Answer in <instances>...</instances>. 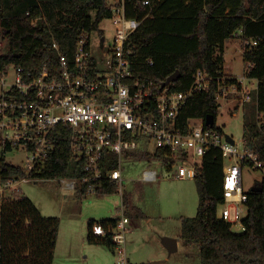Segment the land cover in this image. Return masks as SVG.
<instances>
[{"label": "trees", "instance_id": "trees-1", "mask_svg": "<svg viewBox=\"0 0 264 264\" xmlns=\"http://www.w3.org/2000/svg\"><path fill=\"white\" fill-rule=\"evenodd\" d=\"M110 1L113 0H0V35L7 41L6 51L0 56V68L9 63L33 71L45 65L58 68L59 51L54 43L72 63L81 32L98 30L100 22L111 17ZM125 1L127 16L142 22L127 41L136 75L153 80L159 92L162 83L176 71L181 73L172 86L176 91H187L198 70L207 71L214 79L208 90L195 94L181 111L178 117L181 127H186L189 119L205 123L208 116H214L213 128L224 132L217 126L220 108L216 99L220 86L217 78L223 75L225 42L237 31H242L244 43L257 41L256 46L243 44V55L246 76L258 81L257 90L252 92L255 114H264V0H152L150 6H144L143 0ZM35 20L37 25L33 23ZM233 84L240 85L237 79L221 82ZM245 117L244 143L259 149L264 159V123ZM70 138V129L58 126L54 150L45 164L29 176L40 180L85 176L82 164L72 157ZM5 155L0 156L2 181L27 176L29 171L8 163ZM107 156L110 161L105 171L116 169L118 156ZM132 156L136 160L155 161L164 157L162 152L155 157L141 153ZM224 163L222 151L211 147L197 166L194 177L199 195L197 214L182 218L180 237L184 245L199 247L201 264H264V178L258 185L259 191L248 192L246 230L235 233L229 223L218 217V207L224 202ZM101 184L98 195L118 193L115 182L103 180ZM123 202L128 218L146 217L135 205L132 193L125 192ZM118 222L119 217L91 220L87 241L111 249V232L98 237L93 228L100 225L109 231ZM59 223L57 218H44L29 198L3 199L0 264H54Z\"/></svg>", "mask_w": 264, "mask_h": 264}, {"label": "built area", "instance_id": "built-area-1", "mask_svg": "<svg viewBox=\"0 0 264 264\" xmlns=\"http://www.w3.org/2000/svg\"><path fill=\"white\" fill-rule=\"evenodd\" d=\"M151 3L152 0H143L144 6ZM109 9L115 34L104 68H100L91 51L90 36L95 30L81 32L72 63L54 43L59 51L58 68L45 65L33 71L14 63L0 68V153L23 150L27 153L23 167L29 171L25 177L0 179V204L3 199L12 198L8 193H19L21 182L40 180L31 178L30 172L45 164L55 148L54 133L58 126L65 125L71 131L72 157L82 164L85 176L60 179L62 188L81 190L85 196L98 195L102 181L110 180L116 183L121 194L123 215L116 227L109 231L100 225L93 228L98 237H106L111 232L117 264H131L127 249L130 219L125 215L123 202L122 164L123 159L136 160L132 156L135 153L155 157L162 152L164 157L157 162L168 168L182 164L174 176L176 179H194L206 151L219 148L225 163L224 202L218 207V217L232 228L238 226L245 231L249 196L243 189V170L264 173L261 151L245 143L242 147L235 141L232 144L224 132L197 119H189L186 127H181L178 123L181 111L195 94L210 88L213 77L207 71L198 70L187 91L174 90V83L157 91L153 80L136 75L132 51L127 48L128 39L142 22L127 16L125 0L110 1ZM33 23L37 25V20ZM243 44L256 46L257 41ZM6 46L7 41L0 35V56ZM103 48L104 41H101ZM149 62L154 64L152 60ZM231 79L234 78L224 75L217 78L220 82L217 101L234 96L243 105L251 103L258 81L249 79L245 73L237 79L240 85H221ZM259 121L264 123V117ZM108 154L118 156V167L105 171L110 161ZM158 179L160 176L155 170L143 172V182Z\"/></svg>", "mask_w": 264, "mask_h": 264}, {"label": "rangeland", "instance_id": "rangeland-1", "mask_svg": "<svg viewBox=\"0 0 264 264\" xmlns=\"http://www.w3.org/2000/svg\"><path fill=\"white\" fill-rule=\"evenodd\" d=\"M114 28L113 20L108 18L103 20L99 29L93 31L90 36L92 55L97 59L100 68H104L106 54L113 43ZM103 37L104 48L101 49ZM243 42L241 31H237L231 39L227 40L223 63L224 76L234 79L244 77ZM233 98L234 96H230L227 99L218 100L220 108L217 126L223 129L226 136L232 137L239 147H242L246 128L245 116L262 120L264 114L258 112L255 114V99L243 105L240 100ZM26 156L27 153L23 150L14 149L6 153L5 159L13 165L25 166ZM181 165L179 162L173 168H168L157 161L123 159L124 191L133 194L135 205L148 216L146 219L129 218L131 223L128 226L132 232L128 233L127 249L131 264H136L142 259H150L152 263L155 262L154 264H199L196 257L199 250L197 246L195 250L189 251L190 246L182 243L179 252L170 256L166 251L164 254L160 241H155V238L162 240V237L168 236L165 233L173 235L169 237L175 239L180 237L182 230L180 218L195 217L197 214L199 195L194 179L174 177ZM147 169L157 171L160 179L156 182H143V172ZM263 178L264 173L261 170L245 168L242 178L244 191L249 192L257 187ZM18 188L19 193H8V195L16 199L29 198L44 218L59 219L58 237L62 243H67L71 237L79 240V236L80 238L85 236L87 241L90 219L117 218L123 215L120 193L85 196L81 190L62 188L59 179L24 181ZM232 231L242 232L238 226H234ZM80 244L78 242L72 261L61 259L59 256L56 264H117L114 251L108 246H96L88 241L83 245ZM191 252H197V255H191Z\"/></svg>", "mask_w": 264, "mask_h": 264}, {"label": "crops", "instance_id": "crops-1", "mask_svg": "<svg viewBox=\"0 0 264 264\" xmlns=\"http://www.w3.org/2000/svg\"><path fill=\"white\" fill-rule=\"evenodd\" d=\"M242 32V31H241ZM243 34V33H242ZM231 39V38H230ZM243 41V40H242ZM227 42V41H226ZM226 42H225V46H224V54H225V50H226V48H227V44H226ZM242 47H243V44H242ZM231 76H233V75H231ZM199 197V196H198ZM133 199H134V197H133ZM198 204H199V201H198ZM141 209V208H140ZM143 211V210H142ZM144 212V211H143ZM146 215V214H145ZM118 218V217H117ZM146 218H148V216L146 215V217H145V219ZM182 218L183 217H181L180 218V223H182ZM102 219H107V217L106 218H101L100 220H102ZM139 219H141V218H139ZM91 220H96V219H90L89 220V222L91 221ZM100 220H96V221H100ZM131 223V219H130V222H129V224ZM128 228H129V226H128ZM84 232V231H83ZM129 232H132V230L129 228ZM128 232V233H129ZM165 234H167L168 236H173V235H170L169 233H165ZM71 237V236H70ZM79 240H74L72 237H71V239H69L68 241H67V243H62L61 242V240L59 239V237H58V239H57V244H56V249H55V259H54V264H56L57 263V261H58V258H59V256H60V258L62 259V258H65V260H70V261H72L73 259H72V255L74 256L75 254H76V251H77V247H78V242H80L81 244L80 245H83V244H85V243H87V241H86V238H85V236L83 237V238H80V236H79V238H78ZM176 239H177V251L176 252H174V253H172V254H175V253H177V252H179V250H180V248L182 247V243H183V240H181L180 239V237L178 236V237H176ZM155 241L157 242H159L160 241V247H161V249L163 250V252H164V254L166 253V252H168V250H167V248H165V246L162 244V240L160 239H158V238H155ZM127 243H128V240H127ZM93 245V244H92ZM97 246V245H96ZM98 246H102V245H98ZM197 245H193V246H190L189 248H190V250L189 251H191V249H193V250H195ZM198 247V246H197ZM199 248V247H198ZM111 249H112V247H111ZM113 250V249H112ZM166 251V252H165ZM169 253V252H168ZM171 254V255H172ZM191 255H197V252H191L190 253ZM170 255V256H171ZM67 256V257H66ZM196 257H198V263L199 264H201V262H200V251L198 250V255L196 256ZM141 263H152L151 262V260L150 259H142L141 261H139L138 263H136V264H141ZM155 263V262H154ZM153 263V264H154Z\"/></svg>", "mask_w": 264, "mask_h": 264}, {"label": "water", "instance_id": "water-1", "mask_svg": "<svg viewBox=\"0 0 264 264\" xmlns=\"http://www.w3.org/2000/svg\"><path fill=\"white\" fill-rule=\"evenodd\" d=\"M103 41H104V38H102V42ZM180 76H181L180 71H176L174 74L169 76L164 83H162L161 87L165 88L166 86H169V85L175 83L176 81H178ZM205 124H206V126L213 127L215 124L214 116H208L205 120ZM227 140L232 144L234 143L233 138L230 136H227ZM260 189L261 188L259 186H257V187H254L252 190L253 191H259ZM161 242L165 246V248H167L169 255H171L172 253L177 251V239L169 237V236H165V237H162Z\"/></svg>", "mask_w": 264, "mask_h": 264}]
</instances>
